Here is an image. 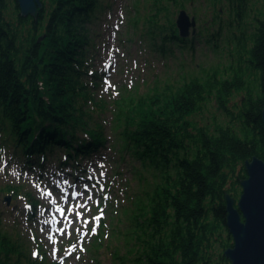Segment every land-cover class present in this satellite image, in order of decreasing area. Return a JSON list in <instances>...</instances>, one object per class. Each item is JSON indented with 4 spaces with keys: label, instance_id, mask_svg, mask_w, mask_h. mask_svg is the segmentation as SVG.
Masks as SVG:
<instances>
[{
    "label": "trees",
    "instance_id": "1",
    "mask_svg": "<svg viewBox=\"0 0 264 264\" xmlns=\"http://www.w3.org/2000/svg\"><path fill=\"white\" fill-rule=\"evenodd\" d=\"M180 1L170 4L175 8ZM224 1L228 3L224 11L234 22L227 25L230 20L216 9V22L221 17L218 30L201 29L199 37L206 36V43L218 48L224 30L232 28L228 40L235 41L236 64L230 75L213 69L205 78L168 84L162 91L156 85L150 96L137 101L122 97L113 102V122L125 127L122 151L158 173V180L149 183L141 176L142 195L132 197L122 209L125 232L113 222L109 230L105 222L100 224L90 241L97 264L98 252L109 249L115 237L126 238L130 245L129 257L113 255L122 264H230L224 256L233 246L227 196L235 200L241 196L242 181L248 177L246 161L255 157L264 161V0H213L212 5L217 8ZM41 2L37 17H24L18 0H0V146L13 150L25 166L48 159L63 167L77 166L108 139L98 120L106 104L93 102L91 88L100 81L88 68L87 56L89 25L101 4ZM155 6V15L145 23L154 47L163 55L172 45L188 49L193 41L180 37L166 2L157 0ZM134 20L140 25L139 18ZM89 76L97 79L88 81ZM237 93H244L242 101L230 107ZM213 99L229 122L216 123L213 129L198 126L191 117ZM61 152L64 158L58 155ZM7 191L13 198L19 195L17 187ZM30 201L33 217L40 203ZM25 243L0 228V264H57L34 259Z\"/></svg>",
    "mask_w": 264,
    "mask_h": 264
},
{
    "label": "rangeland",
    "instance_id": "2",
    "mask_svg": "<svg viewBox=\"0 0 264 264\" xmlns=\"http://www.w3.org/2000/svg\"><path fill=\"white\" fill-rule=\"evenodd\" d=\"M156 1L100 0L101 7L89 25L90 48L87 56L91 62L88 68L95 75L98 74L99 78L89 76L86 80L95 78L100 81L98 87L91 88L94 92L93 102L103 104L104 101L106 104L105 111L99 110L102 113L98 114V120L104 123L108 139L99 152L80 160L77 167L70 165L63 168L58 160L51 159L42 160L41 165L25 166V160L23 162L22 158L14 157L13 150L4 151L0 146V228L2 232L18 235L21 241L26 242L34 259L46 258L57 264H97L95 254L90 251V241L96 236L101 221L105 222L107 230L108 225L113 222L125 232L126 222L121 214L122 209L130 205L132 197L135 199L142 195L145 181L141 176L149 183L158 180V173L145 168L131 152L122 151L123 141L120 136L125 127H119L113 122V102L116 99L133 97L137 101V97L153 93L156 85L162 91L168 84L178 85L194 77L205 78L213 69L228 76L236 64L235 41L228 40L232 36V28L230 31L224 30L223 37L217 42L218 48H215V44L208 45L206 36L199 37L201 29L217 31L221 17L225 21L230 20L226 24L231 26L233 18L229 19L228 11H224L227 9V2L224 1L215 8L213 0H181L173 8L171 0H163L175 21L179 13L186 10L197 24L196 33L192 28L188 37L193 41L188 49L172 45L171 51L163 55L154 47L152 38L146 33L147 25L145 26L157 11ZM180 4L184 5V9H178ZM259 7L260 4L254 6L255 12H252L251 19L255 17ZM216 9L223 10L217 22ZM165 14L160 18L164 19ZM135 18H139L140 25L134 24ZM233 27L236 28V23ZM157 43L161 45L162 41L158 40ZM243 96L244 93L235 94L230 107L240 104ZM89 106L94 108L92 104ZM191 118L198 126L208 125L212 129L217 124L226 126L229 122L214 99L201 113ZM58 155L65 157L64 152ZM101 164L104 165L103 168L100 167ZM101 171L105 172V177L101 180L104 191L99 192V186L92 190L93 199L88 201V208L78 209L83 214V219L77 220V209L73 207L69 211V204H65L62 199L68 193L69 202L75 204L70 196L72 189L64 181L67 180L78 188L83 183L91 186ZM87 174L93 175V181H87ZM81 177L85 179L81 180ZM8 187H17L18 197L13 198L7 191ZM47 192H51V195H45ZM104 196H108V199L104 200ZM30 198L42 203L33 217H30L33 210L29 205ZM53 200L56 201L55 204L52 203ZM97 200L99 204L96 203ZM58 207L64 208L63 216L57 211ZM100 208L104 212L97 225L93 217L100 215ZM85 220L89 221L86 225ZM93 227L96 228L94 234L91 231ZM77 228L80 233H77ZM126 242L127 239L123 237L111 239V247L98 252L101 264H122L113 255L117 252L120 257H129L130 245ZM218 251L220 252L219 249Z\"/></svg>",
    "mask_w": 264,
    "mask_h": 264
},
{
    "label": "water",
    "instance_id": "3",
    "mask_svg": "<svg viewBox=\"0 0 264 264\" xmlns=\"http://www.w3.org/2000/svg\"><path fill=\"white\" fill-rule=\"evenodd\" d=\"M24 17H37L41 0H18ZM180 36L187 39L196 20L182 10L176 20ZM264 121V111H263ZM247 179L242 181L238 203L227 196V228L233 246L224 252L230 264H264V161L253 158L245 162ZM9 200V199H8Z\"/></svg>",
    "mask_w": 264,
    "mask_h": 264
},
{
    "label": "snow or ice",
    "instance_id": "4",
    "mask_svg": "<svg viewBox=\"0 0 264 264\" xmlns=\"http://www.w3.org/2000/svg\"><path fill=\"white\" fill-rule=\"evenodd\" d=\"M100 167L103 168L104 165L101 164ZM104 177H105V172L101 171L99 173V176L95 178V182L92 183L91 186L89 185V183H83L82 185L79 186V188L75 184H69V182L67 180L64 181V183L68 184L69 188L72 189V191L70 193V196H71V199L73 201H75V204H71L69 202V199H68V195L69 194L68 193H66L65 196L62 197V199L64 200L65 204H69V211H71V209L73 207H75L77 209V211L75 213L77 220L83 219V214L80 211H78V209H80V208H88V201L93 199V191L92 190L96 189L97 186H99L98 187V191L99 192H103L104 191V184L101 182V180ZM80 179L83 180L85 178L81 177ZM86 179H87V181H93L94 177H93L92 174H87L86 175ZM45 195H51V192H47V193H45ZM77 198H79V199H77ZM103 199L107 200L108 196H104ZM81 201H83V202H81ZM52 203L55 204L56 201L53 200ZM96 203L99 204V200H97ZM57 211L62 216L65 214V210L62 207H58ZM99 211H100V215L93 217V220L96 221L97 225H99V222H100V220L103 217L104 209L100 208ZM44 223H47V221H44ZM69 223H71V221ZM84 223L86 225L87 223H89V221L85 220ZM76 231H77V233H80V229L79 228H77ZM91 231L94 234L95 231H96V228L93 227ZM81 250H83V249H81ZM34 255H35V253H34ZM77 259H79V257H77Z\"/></svg>",
    "mask_w": 264,
    "mask_h": 264
}]
</instances>
